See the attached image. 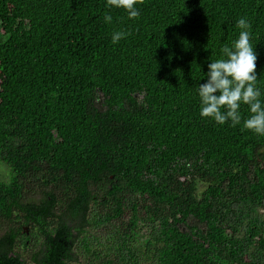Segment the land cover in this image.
<instances>
[{"label": "trees", "instance_id": "trees-1", "mask_svg": "<svg viewBox=\"0 0 264 264\" xmlns=\"http://www.w3.org/2000/svg\"><path fill=\"white\" fill-rule=\"evenodd\" d=\"M138 7L0 0V264H264V136L196 92L241 17L264 91V0Z\"/></svg>", "mask_w": 264, "mask_h": 264}, {"label": "clouds", "instance_id": "clouds-1", "mask_svg": "<svg viewBox=\"0 0 264 264\" xmlns=\"http://www.w3.org/2000/svg\"><path fill=\"white\" fill-rule=\"evenodd\" d=\"M144 0H106V7L123 9L128 19L135 20L141 15ZM110 13L104 15L105 23H111ZM240 29L238 37L231 43L219 47V56L211 58L208 71L204 73L206 82L199 84L196 92L199 97L200 116L211 118L217 124L231 122L232 127L242 125L243 129L264 136V91L258 87L257 54L251 42V23L241 17L236 22ZM130 33L116 31L112 43L117 44ZM241 105H247L249 116L244 118Z\"/></svg>", "mask_w": 264, "mask_h": 264}, {"label": "rangeland", "instance_id": "rangeland-1", "mask_svg": "<svg viewBox=\"0 0 264 264\" xmlns=\"http://www.w3.org/2000/svg\"><path fill=\"white\" fill-rule=\"evenodd\" d=\"M2 155V150L0 149V156ZM10 167L7 163L0 159V181H8L10 179ZM36 198V196H35Z\"/></svg>", "mask_w": 264, "mask_h": 264}]
</instances>
